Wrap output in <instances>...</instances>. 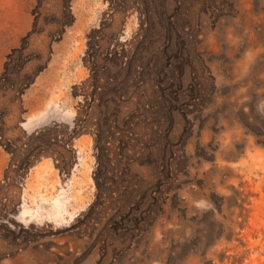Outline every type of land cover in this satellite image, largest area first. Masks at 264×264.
Returning a JSON list of instances; mask_svg holds the SVG:
<instances>
[{"label":"rangeland","instance_id":"1","mask_svg":"<svg viewBox=\"0 0 264 264\" xmlns=\"http://www.w3.org/2000/svg\"><path fill=\"white\" fill-rule=\"evenodd\" d=\"M262 98L264 0H0V264H264Z\"/></svg>","mask_w":264,"mask_h":264},{"label":"trees","instance_id":"2","mask_svg":"<svg viewBox=\"0 0 264 264\" xmlns=\"http://www.w3.org/2000/svg\"><path fill=\"white\" fill-rule=\"evenodd\" d=\"M112 11H115L116 9L113 8L112 6L109 7ZM136 32H134L133 36H131V40L133 41L135 39V37H137L139 31L141 30L140 25L137 26L136 28ZM166 31V29H165ZM168 32V31H167ZM92 46V47H91ZM93 46H97L99 47V45L97 43H94L91 45V43L88 41L87 42V47L85 50V53L87 54V51L91 48H93ZM107 50V49H106ZM90 54L87 55L89 57L84 56V60H88V62H90V66H89V76L82 81L81 83V88L82 89V94H83V98H88L90 97V93H88L85 89H87L88 86L92 85L93 79L95 78L96 75V66L94 64L95 62V58H99V62H100V68H106L107 65H113L115 66L116 63L114 61H116V55H118L117 52H111V51H106L105 54H103L102 56H95L94 53L91 54V51L89 52ZM110 53V54H109ZM109 54V55H108ZM90 60V61H89ZM92 98L89 99V101H91ZM87 106L89 107V102L84 101L83 106ZM87 114V109L84 110V116ZM85 117L81 118V116L79 115L78 117L76 116L74 121H75V127H76V131L81 130L82 128H86V125H84L85 121H84ZM82 129V130H84ZM103 132V125H101L100 127H96L95 131L93 132V144H92V148L94 151V168L92 170V180L94 182V186L96 189V197L99 196V191L101 189V186L103 183H100V174L109 166V162L110 159L107 156V151L109 150V141L108 139L104 138L102 135ZM108 159V161H107Z\"/></svg>","mask_w":264,"mask_h":264},{"label":"clouds","instance_id":"3","mask_svg":"<svg viewBox=\"0 0 264 264\" xmlns=\"http://www.w3.org/2000/svg\"><path fill=\"white\" fill-rule=\"evenodd\" d=\"M255 110L257 115L264 117V98L260 99L257 102L255 106ZM184 192L185 190L181 192L182 198L188 201L192 205V207L196 210L197 213H199L200 215H203L208 212L215 213V205L211 201V199L208 198L206 195H201L199 199L193 200L189 195L190 192L188 189H187V195H183L182 193ZM161 241H162V234L160 239H156L154 236H151L152 253L157 252L158 247L159 248L166 247V245H163ZM148 264H165V257L163 256V254L155 256L154 258H152L150 255Z\"/></svg>","mask_w":264,"mask_h":264}]
</instances>
